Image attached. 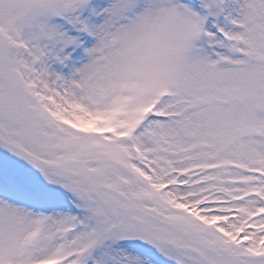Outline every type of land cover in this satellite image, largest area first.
<instances>
[{
	"label": "snow or ice",
	"instance_id": "1",
	"mask_svg": "<svg viewBox=\"0 0 264 264\" xmlns=\"http://www.w3.org/2000/svg\"><path fill=\"white\" fill-rule=\"evenodd\" d=\"M0 264H264V0H0Z\"/></svg>",
	"mask_w": 264,
	"mask_h": 264
}]
</instances>
